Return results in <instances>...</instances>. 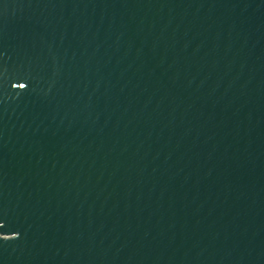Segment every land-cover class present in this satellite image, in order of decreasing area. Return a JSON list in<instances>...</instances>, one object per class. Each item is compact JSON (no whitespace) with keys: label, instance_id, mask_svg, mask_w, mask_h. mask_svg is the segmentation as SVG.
<instances>
[{"label":"water","instance_id":"water-1","mask_svg":"<svg viewBox=\"0 0 264 264\" xmlns=\"http://www.w3.org/2000/svg\"><path fill=\"white\" fill-rule=\"evenodd\" d=\"M0 264H264V0H0Z\"/></svg>","mask_w":264,"mask_h":264}]
</instances>
